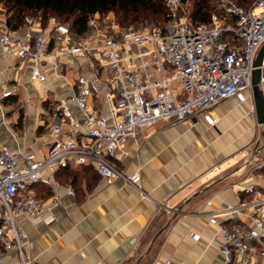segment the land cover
<instances>
[{
    "label": "built area",
    "instance_id": "built-area-1",
    "mask_svg": "<svg viewBox=\"0 0 264 264\" xmlns=\"http://www.w3.org/2000/svg\"><path fill=\"white\" fill-rule=\"evenodd\" d=\"M164 2L169 10L164 27L123 26L96 13L83 36L55 18L42 26L27 16L22 35L0 28V54L31 63L33 81L65 77L69 63L78 57L93 69V76L78 74L70 99L51 103L52 136L45 152L0 146V248L16 252L19 264H35L31 237L19 219L52 223L54 210L62 204L60 193L39 196L37 184L56 183L57 173L65 168L94 166L108 185L118 180L137 185L140 171L126 173L116 162L127 141L139 145L144 131L162 120L177 123L202 116L216 126L214 106L230 97H253L255 61L264 44V0L250 7L218 0L224 19L213 12L207 24L193 22L183 0ZM227 18L236 21L227 23ZM258 68L264 94V57ZM102 86L107 111L93 102ZM72 105L80 110L81 120ZM249 156L245 166L250 173L264 170V159ZM241 190L251 198L224 203L209 220L222 234L224 264H252L256 258L264 264V193L255 181L242 184ZM67 193L75 195L73 188ZM222 216L233 222H222ZM193 238L198 241L201 234L193 233Z\"/></svg>",
    "mask_w": 264,
    "mask_h": 264
},
{
    "label": "crops",
    "instance_id": "crops-1",
    "mask_svg": "<svg viewBox=\"0 0 264 264\" xmlns=\"http://www.w3.org/2000/svg\"><path fill=\"white\" fill-rule=\"evenodd\" d=\"M4 27L9 29L0 5ZM26 28L27 23L9 30L22 35ZM69 64L65 77L50 75L41 84L30 77L31 63L0 54V146L47 150L51 103L72 97L78 74L93 76L86 58ZM102 88L93 102L107 111ZM72 109L81 120L78 107ZM211 114L216 126L202 116L177 123L162 120L144 131L139 145L127 141L116 162L126 173L140 171L137 185L123 180L108 185L94 166L68 168L59 172L56 183L37 184L39 196L60 193L62 204L54 210L52 223L19 219L31 237L35 264H224L222 234L208 215L224 203L251 198L241 190L244 183L255 181L264 193V170L250 173L245 166L251 154L264 159V126L258 123L251 96L243 101L227 98ZM220 220L233 222L225 216ZM197 232L198 241L193 238ZM0 260L19 264L16 252L2 248ZM252 264L263 263L256 258Z\"/></svg>",
    "mask_w": 264,
    "mask_h": 264
},
{
    "label": "trees",
    "instance_id": "trees-1",
    "mask_svg": "<svg viewBox=\"0 0 264 264\" xmlns=\"http://www.w3.org/2000/svg\"><path fill=\"white\" fill-rule=\"evenodd\" d=\"M186 3L189 0H183ZM190 18L196 23H209L218 0H192ZM250 7L256 0H237ZM7 16L10 30H18L26 25L29 13L42 12L41 24L46 26L50 19L62 20L70 25L73 32L83 36L90 18L96 13L112 11L114 18L123 26L139 28L148 21H163L165 26L169 10L164 0H0ZM230 18L229 23H235ZM49 103V101H47ZM62 169L59 172L66 170ZM57 173V176L59 174Z\"/></svg>",
    "mask_w": 264,
    "mask_h": 264
},
{
    "label": "water",
    "instance_id": "water-1",
    "mask_svg": "<svg viewBox=\"0 0 264 264\" xmlns=\"http://www.w3.org/2000/svg\"><path fill=\"white\" fill-rule=\"evenodd\" d=\"M263 57L264 44L260 48L256 57L255 65L257 66V68L253 73V100L259 124H264V94L259 86L260 69L258 68V66L261 64Z\"/></svg>",
    "mask_w": 264,
    "mask_h": 264
},
{
    "label": "rangeland",
    "instance_id": "rangeland-1",
    "mask_svg": "<svg viewBox=\"0 0 264 264\" xmlns=\"http://www.w3.org/2000/svg\"><path fill=\"white\" fill-rule=\"evenodd\" d=\"M192 7H193V1L192 0H189L185 3L184 5V8H185V13L190 15L191 13V10H192ZM213 12H216L218 14L219 17H221L222 19H224V12L223 10L219 7V4L218 2L216 3L215 5V8L213 9ZM103 17L105 18H111V17H114V14L112 11H109V12H106V13H103L101 14ZM28 17H30L31 19H34V20H38V21H41V18H42V12H38V13H29L28 14ZM58 21H62V20H59L57 19ZM27 22V21H26ZM227 23L230 22V18H227L226 20ZM28 23V22H27ZM164 22L163 21H159V22H156V21H148L146 22L144 25H140L139 28H150V27H154V26H160V25H163ZM36 93L39 92V90H35Z\"/></svg>",
    "mask_w": 264,
    "mask_h": 264
}]
</instances>
